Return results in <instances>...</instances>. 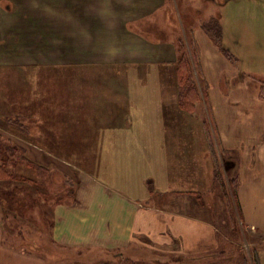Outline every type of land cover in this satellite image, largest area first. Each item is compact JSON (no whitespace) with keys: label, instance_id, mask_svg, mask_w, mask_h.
<instances>
[{"label":"crops","instance_id":"crops-1","mask_svg":"<svg viewBox=\"0 0 264 264\" xmlns=\"http://www.w3.org/2000/svg\"><path fill=\"white\" fill-rule=\"evenodd\" d=\"M212 10L207 17L216 16L220 24L222 15ZM214 53L212 82V62L202 56L210 85L195 88L187 103L178 84L133 88L127 102L126 88L113 86L115 97L92 99L100 112H85L78 141L83 149L70 141L67 146L64 124L56 120L62 138H47L53 150L45 147L41 119L33 116L35 142L24 141L36 143L41 165L51 159L68 166L77 186L69 202L54 204L50 242L43 231L19 245L4 241L7 216L0 200V264H111L125 257L231 264L217 259L224 250L213 198L218 161L238 175L240 222L256 245L255 261L264 264V75H244L235 59ZM11 117L0 111V119Z\"/></svg>","mask_w":264,"mask_h":264},{"label":"rangeland","instance_id":"rangeland-1","mask_svg":"<svg viewBox=\"0 0 264 264\" xmlns=\"http://www.w3.org/2000/svg\"><path fill=\"white\" fill-rule=\"evenodd\" d=\"M210 10L222 15L221 43L235 57L238 70L263 76L264 0H0V111L12 116L0 119V154L11 159L9 169L16 175L0 179L7 216L4 241L19 245L43 231L50 242L54 204L69 202L77 186L68 166L51 159L41 165L36 143L24 141L35 142L33 116L41 119L45 147L53 150L47 138H62L59 121L67 146L73 142L83 149L78 141L83 139L85 112L95 117L100 103L95 107L91 100L115 97L113 86L126 88L127 102L133 88L177 86L178 71L185 74V91L210 85L218 69L214 50L226 55L216 42L218 19L207 17ZM202 56L212 62L207 65L210 81ZM74 99L77 108L71 112ZM13 146L19 147L9 150ZM228 170L218 161L213 198L224 250L217 259L258 264L251 251L256 245L250 244L254 241L239 218V178ZM19 235L24 238L17 239ZM176 260L166 264H178ZM111 264L154 263L125 257Z\"/></svg>","mask_w":264,"mask_h":264},{"label":"trees","instance_id":"trees-1","mask_svg":"<svg viewBox=\"0 0 264 264\" xmlns=\"http://www.w3.org/2000/svg\"><path fill=\"white\" fill-rule=\"evenodd\" d=\"M207 27L210 28L207 25V23H204V28H207ZM207 31H209V30H207ZM216 36H217V38H216L217 41L216 42H218V45H220V48L222 49V51H224L226 53V56H228L231 60L235 59L234 56L226 48H224L222 43H221V28H220L219 21H218ZM214 39H215V37H214ZM184 75H185L184 73L178 71V79H180L178 86L181 89V93H180L181 100L183 102L187 103L188 102V98L191 96V92L190 91L192 89L189 88L186 91L183 89V86H184V82L183 81L186 79ZM262 95H263V92H262ZM16 147H19V146L10 147L9 150L15 151ZM9 162H11V159L7 155L0 154V179H2V180L7 179V178L16 177V175L14 176L12 174V172L10 171V169H9V165H8Z\"/></svg>","mask_w":264,"mask_h":264}]
</instances>
